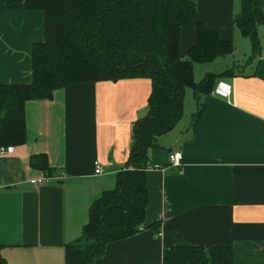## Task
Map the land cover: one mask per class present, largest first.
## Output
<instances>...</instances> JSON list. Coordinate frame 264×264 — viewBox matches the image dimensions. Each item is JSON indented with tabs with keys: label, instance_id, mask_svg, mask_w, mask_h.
Instances as JSON below:
<instances>
[{
	"label": "crops",
	"instance_id": "0c3cea01",
	"mask_svg": "<svg viewBox=\"0 0 264 264\" xmlns=\"http://www.w3.org/2000/svg\"><path fill=\"white\" fill-rule=\"evenodd\" d=\"M257 1L264 12V0ZM195 4L180 29V58L195 44L196 23L230 41L232 51L195 64L203 66L202 79L218 76L196 98L185 89L180 121L148 151L149 165L164 170L145 171L143 229L107 244L93 264H162L165 247L183 245L230 246L232 264H264V25L253 55L231 25L239 0ZM43 41L41 11L0 0V84L30 83L31 47ZM219 81L230 86L228 99L213 94ZM150 91L149 80L132 78L69 85L25 104L24 142L0 154L5 264H64L65 246L80 237L91 203L114 188ZM173 152L181 155L178 168L168 167ZM96 165L102 174L95 175ZM38 179L45 180L30 184Z\"/></svg>",
	"mask_w": 264,
	"mask_h": 264
},
{
	"label": "trees",
	"instance_id": "16d2710c",
	"mask_svg": "<svg viewBox=\"0 0 264 264\" xmlns=\"http://www.w3.org/2000/svg\"><path fill=\"white\" fill-rule=\"evenodd\" d=\"M231 25L259 49L257 27L264 12L257 0H239ZM44 15V41L31 47L30 83L0 84V148L25 139L24 107L51 99L69 85L141 78L151 83L147 113L131 131L128 158L88 210L80 237L65 246L64 264H93L107 244L135 236L143 229L148 194V151L171 131L183 114L185 89L206 94L213 79H193V65L231 53L232 43L196 23L195 44L179 56L180 29L196 13L195 0H6ZM220 75V74H219ZM223 75V74H221ZM199 108L193 115L196 120ZM155 225L148 226L153 228ZM230 246L165 247L162 264H232ZM0 264H5L0 257Z\"/></svg>",
	"mask_w": 264,
	"mask_h": 264
},
{
	"label": "built area",
	"instance_id": "2783aa9c",
	"mask_svg": "<svg viewBox=\"0 0 264 264\" xmlns=\"http://www.w3.org/2000/svg\"><path fill=\"white\" fill-rule=\"evenodd\" d=\"M213 94L219 98L228 99L229 95H230V86L223 81H219V82H217L215 88L213 89ZM12 150H13L12 147L0 148V154L10 153V152H12ZM180 163H181V155L178 152H173V153L168 154V167L178 168V167H180ZM157 169H160V168L158 166H150L147 168V170H157ZM163 170H161V171H163ZM94 173H95V175L102 174L101 167L96 165ZM44 180L45 179L33 180L30 182V184L31 185H39Z\"/></svg>",
	"mask_w": 264,
	"mask_h": 264
},
{
	"label": "rangeland",
	"instance_id": "374dc122",
	"mask_svg": "<svg viewBox=\"0 0 264 264\" xmlns=\"http://www.w3.org/2000/svg\"><path fill=\"white\" fill-rule=\"evenodd\" d=\"M258 29L259 30H264V27L263 26H259ZM246 40H247L246 42L248 44L249 40L248 39H246ZM202 68H203V66L202 67H199L198 65H195V64L193 65V79H194L195 82L202 79V76H201V75H203L202 74V72H203L202 71L203 70ZM200 76H201V78H199ZM187 91H189V90H187Z\"/></svg>",
	"mask_w": 264,
	"mask_h": 264
}]
</instances>
